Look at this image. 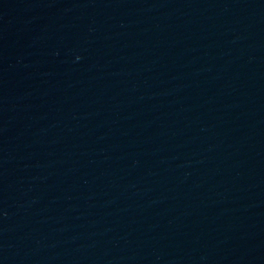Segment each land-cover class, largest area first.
Segmentation results:
<instances>
[{
    "label": "water",
    "instance_id": "water-1",
    "mask_svg": "<svg viewBox=\"0 0 264 264\" xmlns=\"http://www.w3.org/2000/svg\"><path fill=\"white\" fill-rule=\"evenodd\" d=\"M0 264H264V0H0Z\"/></svg>",
    "mask_w": 264,
    "mask_h": 264
}]
</instances>
